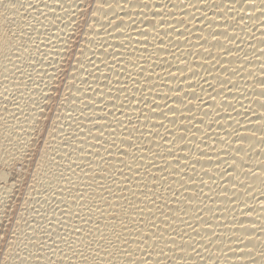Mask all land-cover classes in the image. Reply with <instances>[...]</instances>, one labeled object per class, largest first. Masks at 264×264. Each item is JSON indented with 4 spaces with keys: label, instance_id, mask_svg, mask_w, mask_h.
I'll use <instances>...</instances> for the list:
<instances>
[{
    "label": "bare ground",
    "instance_id": "1",
    "mask_svg": "<svg viewBox=\"0 0 264 264\" xmlns=\"http://www.w3.org/2000/svg\"><path fill=\"white\" fill-rule=\"evenodd\" d=\"M64 75L0 264H264V0H0V231Z\"/></svg>",
    "mask_w": 264,
    "mask_h": 264
},
{
    "label": "rangeland",
    "instance_id": "2",
    "mask_svg": "<svg viewBox=\"0 0 264 264\" xmlns=\"http://www.w3.org/2000/svg\"><path fill=\"white\" fill-rule=\"evenodd\" d=\"M72 63V62H71ZM68 78V76L67 75H64L62 78H60L59 79V81H58V83H57V88H56V92H54L53 93V100L49 103V105H48V107H49V110H48V108H47V111H46V114L48 115H46V120L43 122V124L42 125H44V123H45V125L46 126H41V131H42V133L40 132L39 133V135H38V137H37V144H36V146H35V148H34V151H33V157H31V159H30V161L27 163V164H25V167L23 166H21V165H19V166H17V168L15 169L16 171L15 172H17L16 174L18 175V174H20L21 176H20V183H22V184H20L19 183V186H18V188L19 189H17V191H16V194H15V198L8 204V212H7V215H6V217H5V220H7V221H5V225H3V228H1V231H0V257L3 255V250H5V248L7 247V245H8V242H10L12 239H13V237H14V235L13 234H17V230H18V225H19V223H21V222H23L22 220H24V222H25V225H24V222H23V225L24 226H26V224L28 225V227L30 226V225H32V227L30 226L29 228H27L26 227V229H25V234H27L28 235V233H31V234H33V230H31L30 228H33V226H34V228L36 227L37 228V230L35 231L36 233H34L33 235H35V234H38V236L41 238L40 240L42 241V240H44V242H46L47 240V243H49L50 244V240L53 242V238L51 237V235H50V237H48L49 236V232H48V230H47V228L45 229V227H43V228H40V226L42 227V225L39 223V220H42V217L44 216V214H42V213H46L45 215H47L48 214V208L47 207H42L41 208V206H38V204H39V202H38V200H39V197H40V195H36L35 194V197H33L34 195L32 194V191H29V190H31V185H32V179H33V176H34V173H35V168L36 167H34V166H37L38 165V163L40 162V156H42V152H43V147H44V144H46V142H45V140L47 139V135L49 134L48 132V130H50L49 128L51 127V124H52V122H53V119L57 116V114H58V106H59V103H61V100H62V98H63V95L66 93V87H67V84H68V82H67V79ZM60 83H61V85H60ZM66 90V91H65ZM61 99V100H60ZM54 101V102H53ZM51 109H53L52 111H51ZM54 113V114H53ZM48 124V125H47ZM50 124V125H49ZM44 127V128H43ZM44 129H46V130H44ZM47 132V133H46ZM43 134V135H42ZM46 135V136H45ZM45 136V137H44ZM35 154V155H34ZM34 161V162H33ZM37 164V165H36ZM29 167H28V166ZM27 168H30V169H27ZM34 169V170H33ZM24 170V171H23ZM29 172H28V171ZM28 174V175H27ZM31 174V175H30ZM24 175V176H23ZM28 178V179H27ZM25 179V180H24ZM23 180V181H22ZM29 182H30V184H29ZM25 183V184H24ZM28 185V186H27ZM24 189V190H23ZM26 190H27V192H26ZM29 191V192H28ZM20 194H19V193ZM30 194V195H29ZM32 195V196H31ZM31 196V197H30ZM31 199H30V198ZM24 198V199H23ZM26 198V199H25ZM35 199H36V201H35ZM15 200V201H14ZM18 200V201H17ZM17 201V202H16ZM34 201V202H33ZM38 202V203H37ZM14 203V204H13ZM21 203V204H20ZM34 203V204H33ZM11 204V205H10ZM30 204V205H29ZM14 205V206H13ZM20 205V206H19ZM40 205V204H39ZM23 206V207H22ZM25 207V208H24ZM37 208V209H35V208ZM14 208V209H13ZM27 208V209H26ZM39 208V209H38ZM11 209V210H10ZM43 211L44 210V212H41V210ZM21 210H22V212H21ZM27 210V211H26ZM30 210V211H29ZM40 210V211H39ZM46 210V211H45ZM10 211V212H9ZM13 212V213H12ZM21 213V214H20ZM22 213H24V214H22ZM36 215H35V214ZM37 213H38V215H37ZM31 214H32V216H31ZM43 216H42V215ZM21 216L24 218H21ZM8 217V218H7ZM27 217V218H26ZM31 218V219H30ZM38 218H40V219H38ZM12 219V220H11ZM19 219V220H18ZM20 219H22V220H20ZM30 219V220H29ZM26 220V221H25ZM20 221V222H19ZM35 221V222H34ZM7 222V223H6ZM19 222V223H18ZM33 222H34V224H33ZM31 223V224H30ZM38 223V224H37ZM10 224V225H9ZM40 224V225H39ZM7 226V227H6ZM39 226V227H38ZM16 227H17V230H16ZM6 228V229H5ZM23 229V230H24ZM19 230H21L20 228H19ZM22 230V231H23ZM31 230V231H30ZM46 230V232H44ZM8 231V232H7ZM15 232V233H14ZM7 233V234H6ZM46 236H44V235ZM48 234V235H47ZM42 236V237H41ZM45 237V238H44ZM50 238V239H49ZM3 240V241H2ZM46 240V241H45ZM7 242V243H6ZM51 242V243H52ZM34 243H36V241L34 240L33 241V244ZM35 245V244H34ZM6 246V247H5ZM39 246V245H38ZM40 246H44V245H40Z\"/></svg>",
    "mask_w": 264,
    "mask_h": 264
},
{
    "label": "snow or ice",
    "instance_id": "3",
    "mask_svg": "<svg viewBox=\"0 0 264 264\" xmlns=\"http://www.w3.org/2000/svg\"><path fill=\"white\" fill-rule=\"evenodd\" d=\"M262 107H264V105H262ZM101 187H103V185H101ZM109 191L111 190L109 189ZM75 231L79 232L81 231V229H75ZM28 255L29 253H26L24 257L20 258V264H30V261L28 260Z\"/></svg>",
    "mask_w": 264,
    "mask_h": 264
}]
</instances>
